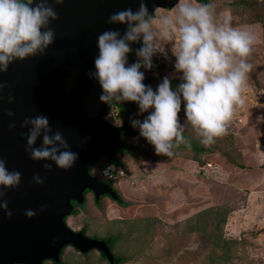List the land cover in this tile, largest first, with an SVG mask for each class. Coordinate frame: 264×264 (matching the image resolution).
<instances>
[{
  "label": "rangeland",
  "instance_id": "obj_1",
  "mask_svg": "<svg viewBox=\"0 0 264 264\" xmlns=\"http://www.w3.org/2000/svg\"><path fill=\"white\" fill-rule=\"evenodd\" d=\"M207 2L214 6L218 19L230 12L233 27H249L255 32L256 40L247 58L252 67L241 93L244 103L236 108L226 133L210 145L200 143L186 124L184 136L190 147L180 144L170 157L157 155L153 145L132 133L139 128L131 122L143 121L152 109L140 112L136 102L128 105L129 101L117 99L109 104L110 114L114 111L116 117L108 119L115 125L127 120L134 130H129L131 135L125 139L133 149L130 154L127 150L119 152L118 157L126 187L122 182L121 189L117 188L126 195L127 209L121 215L125 219L108 218L107 207L95 212L88 218L94 222L87 224L85 233L101 239L114 236L113 253L124 259L119 264H264V0ZM157 14H171V10H158ZM140 41L137 43L142 46ZM160 47L165 50L152 56V67L140 71L153 91L165 77L175 89V80H181L182 73L174 67L173 44L161 41ZM128 54V65L138 60ZM179 119L182 125L186 123L183 104ZM115 157L101 155L88 167H116L119 163ZM191 160L192 180L182 186L175 180L178 186L171 190L174 183L172 180L170 186L165 182L169 180L167 174L181 181L183 166L190 165ZM130 178L134 182H128ZM87 203L84 197L82 203L75 204V210L86 215ZM95 203L99 209V203ZM83 218H70L69 227L79 230ZM63 251L64 264H109L97 252L79 254L72 247Z\"/></svg>",
  "mask_w": 264,
  "mask_h": 264
},
{
  "label": "clouds",
  "instance_id": "obj_2",
  "mask_svg": "<svg viewBox=\"0 0 264 264\" xmlns=\"http://www.w3.org/2000/svg\"><path fill=\"white\" fill-rule=\"evenodd\" d=\"M63 2L64 0H52V4L56 5ZM58 18V13L49 0H0V73L6 72L15 60L43 54L56 36L55 30L49 26L50 22ZM231 21L230 12L221 14L218 19L212 4H201L193 0H178L171 14H149L145 0H139V7L135 11L126 8L112 13L106 20L107 24H126L128 27L123 36L117 30L108 29L97 37L95 72H90L89 76L96 79L102 89L99 100L104 103L112 99L136 102L140 112L152 109L143 121L133 120L131 123L133 127L139 128V134L134 135L145 138L154 146L157 155L170 157L173 149L180 144L190 147L184 136L186 124L199 138L200 143L212 144L217 137L226 133L227 124L236 108L244 103L241 93L252 67L247 58L256 40L255 32L249 27H233ZM141 39L142 46L138 50L134 51L137 47L130 48V42ZM161 41L172 42L174 67L182 76L175 89L171 87L170 79L165 77L153 91L143 83L144 73L140 69L152 67V56L162 50ZM128 53L138 57L131 65L127 62ZM5 87V83L0 81V93ZM2 99L0 95V100ZM8 103H13L11 94L8 96ZM182 104L186 122L184 125L179 119ZM6 114L8 117L14 116L11 110ZM110 116L113 119L116 117L114 111ZM108 123L115 125L110 120ZM123 123L130 126L129 130L134 131L127 120L119 121L116 126ZM27 125H31V128L23 135L26 136L25 152L30 159L51 160L57 168L65 171L73 167L78 153L69 150L67 141L59 131L53 135L48 134L51 129L46 116L25 117L20 126L24 128ZM15 126L10 123L9 129ZM42 131V146L32 147ZM105 166L111 167L107 177H103L100 172ZM105 166L95 172L92 171L94 166H89L90 175L108 185L112 184L108 181L113 176L123 177V166ZM43 168L46 172L51 171L52 164L46 163ZM20 182L21 173L9 171L6 161L0 157V211L8 218L13 213L8 208V201L4 199V189H14ZM32 182L42 185L44 178L34 174ZM109 186L116 193L117 199L120 198L114 186ZM89 193L92 194H86ZM102 197L104 195L96 200L93 196L95 202H99ZM111 200L117 203V200ZM46 208L47 205H41L39 211L43 212ZM37 214L31 209L24 212L30 219ZM69 247L72 246L67 248ZM109 250L115 262L117 256L110 246ZM94 252L102 258V254L96 249L86 253ZM77 253L83 254L79 251ZM58 262L64 264L61 253Z\"/></svg>",
  "mask_w": 264,
  "mask_h": 264
},
{
  "label": "water",
  "instance_id": "obj_3",
  "mask_svg": "<svg viewBox=\"0 0 264 264\" xmlns=\"http://www.w3.org/2000/svg\"><path fill=\"white\" fill-rule=\"evenodd\" d=\"M199 1V0H194ZM149 14L158 10H172L178 0H145ZM49 3L59 18L50 22L55 30L54 42L43 54L13 61L0 81L6 87L0 100V157L9 171H19L21 182L14 189H4V199L13 215L8 218L0 211V264H43L59 261L61 250L70 245L81 253L98 250L110 264L114 256L108 244L90 238L82 231L70 229L64 218L82 203L84 194L91 192L96 200L108 196L117 200L112 188L89 173L88 163L101 155L115 154L126 148L123 133L130 126L105 121L108 103L99 100L102 89L98 81L89 76L95 72L94 60L98 55L97 37L112 29L123 36L126 24H107L108 17L119 10L139 7V0H64ZM136 47L130 42V48ZM11 94L13 103H8ZM11 110L13 117H8ZM44 115L49 120L53 135L59 131L78 153V159L67 171L57 168L51 160L33 161L25 152L26 136L31 128H21L25 117ZM16 126L9 129V124ZM43 131L32 147H41ZM59 147V145H56ZM63 150V149H61ZM52 164L45 171L44 164ZM34 174L44 178L42 185L32 182ZM47 208L40 212V206ZM36 211L33 218L26 210Z\"/></svg>",
  "mask_w": 264,
  "mask_h": 264
},
{
  "label": "crops",
  "instance_id": "obj_4",
  "mask_svg": "<svg viewBox=\"0 0 264 264\" xmlns=\"http://www.w3.org/2000/svg\"><path fill=\"white\" fill-rule=\"evenodd\" d=\"M164 11H167V10H164ZM165 49H163L162 50V52L164 51ZM154 60V59H153ZM185 162H189V161H185ZM193 165H194V163H193V161L191 160V164L190 165H188V164H184V169H183V171L185 170V172H183L182 174V176H183V178H182V180L181 181H179V180H177L176 178H174V179H172V177H171V174H167V176H168V178H169V180L168 181H165V182H168V184L170 185V186H172V184H171V181L173 180V183H174V185H173V187H172V189L171 190H173V189H176V187L178 186V184H177V186L175 185V180L176 181H178L181 185H179V186H182V185H184V183L186 182V181H191L192 180V174H191V170H192V168H193ZM160 178V177H159ZM111 181L113 182L112 183V185L114 186V188L118 191V193H119V195H120V197H121V199H122V201L126 204L127 202H128V200H126V198H125V193L121 190V192L119 191V189H121V186H122V182H123V185L126 187V179L125 178H123V177H120V176H118V177H112L111 178ZM127 181L128 182H130V181H133L131 178L128 180L127 179ZM134 182V181H133ZM119 189H118V188ZM138 189H135V190H133V193H136V191H137ZM138 196V195H137ZM139 198V197H138ZM148 198V197H147ZM86 200L88 201V203H87V210H88V213L85 215H81L82 217H84L81 221H84V222H86V223H93L94 221H89V216H91L92 214L94 215L95 214V212L96 213H98L100 210L102 211V210H104V208H108L107 209V214L106 215H108V218H117V219H125V218H123L121 215H122V212H123V209H127V207H120L117 203H115L114 201H112V200H109L108 198H106V197H104V198H102L98 203H99V206H100V208L99 209H97L96 208V203L94 202V198H93V196L89 193V194H86ZM93 203H95V204H93ZM127 206V205H126ZM109 210H110V214H108L109 213ZM91 213V214H90ZM85 217H87V219L86 220H84L85 219ZM96 222H97V220H96Z\"/></svg>",
  "mask_w": 264,
  "mask_h": 264
},
{
  "label": "trees",
  "instance_id": "obj_5",
  "mask_svg": "<svg viewBox=\"0 0 264 264\" xmlns=\"http://www.w3.org/2000/svg\"><path fill=\"white\" fill-rule=\"evenodd\" d=\"M198 2L201 3V4H208L207 0H199ZM140 42H141V41H140ZM135 45H136L137 48L134 49V51L138 50V49L141 47L140 43L135 42ZM173 81H174V80H173ZM173 81H172V82H173ZM175 82H177V83L179 84V83L181 82V80H175ZM173 83H174V82H173ZM128 105H132L131 101L128 102ZM119 107L121 108L122 105L119 106ZM123 110H124V108H123ZM132 133L139 134V129H138V131H136V132H132ZM132 149H133V146H132L131 144H127V143H126V148L123 149V150H120V152H121V153H124V152L127 150V152L130 154V152H131ZM108 156H109V154H108ZM115 158H116L117 162L119 163V164H117V165L120 166V167H122L123 165L121 164L119 158H117V157H115ZM74 204H75V203H74ZM117 204L120 205V206H126V204L122 201L121 197L117 199ZM104 238H106V239H101V238H100V239H101L102 241H104L105 243H107V244L110 246V248H112L113 242H114V240H115V239H114V236H107V237H104ZM68 246H69V245H67V247H68ZM64 249H65V247L62 249V251H63ZM61 254H62V252H61ZM101 256H102L103 259H105L103 255H101ZM123 260H124L123 257H116V258H115V262H114V264H119V263H121ZM55 264H62V262H58V263H55Z\"/></svg>",
  "mask_w": 264,
  "mask_h": 264
},
{
  "label": "flooded vegetation",
  "instance_id": "obj_6",
  "mask_svg": "<svg viewBox=\"0 0 264 264\" xmlns=\"http://www.w3.org/2000/svg\"><path fill=\"white\" fill-rule=\"evenodd\" d=\"M147 80H143V83L146 85L147 84ZM113 99L111 100V101H109L108 102V106H109V104L110 103H113ZM107 112H106V115L104 116V118H105V120L106 121H108L109 122V115H110V112H109V108H107V110H106ZM124 137H125V139H126V137H128V136H130L131 134H129V133H123L122 134ZM126 143L127 144H129L127 141H126ZM119 152L120 151H118L117 153H115V155H116V157H119V155H121V154H124V153H121V154H119ZM127 154V153H126ZM105 155H107V154H105ZM109 185H111V186H113L112 184H109ZM92 195V194H91ZM84 196L86 197V194H84ZM105 197V196H104ZM103 198V197H102ZM73 204V206H74V209H73V211L70 213V215H68V216H66L65 218H64V221H65V223L69 226V220H70V218H74V216L75 217H80L83 213L82 212H80V211H78V210H75V208H76V205L74 204V202L72 203ZM75 210V211H74ZM84 215V214H83ZM87 224H89V223H86V222H84V224H83V226L79 229V230H81L82 232H86L87 233V229H85L86 228V226H87ZM85 233V234H86ZM98 239V238H97ZM105 261H107L108 262V260L105 258L104 259ZM48 261H51V260H48Z\"/></svg>",
  "mask_w": 264,
  "mask_h": 264
},
{
  "label": "built area",
  "instance_id": "obj_7",
  "mask_svg": "<svg viewBox=\"0 0 264 264\" xmlns=\"http://www.w3.org/2000/svg\"><path fill=\"white\" fill-rule=\"evenodd\" d=\"M261 91H262V95H264V90H262L261 89ZM238 118H239V116H238ZM205 165H207V166H205V168L206 169H209L208 167H210L209 166V163H206ZM107 169V172L105 173V170ZM206 169H205V171H206ZM110 170H111V167L110 166H105L104 168H102L101 170H100V172H101V175L103 176V177H107L108 176V174L110 173ZM92 171L93 172H95L96 171V168H92ZM207 175V174H206Z\"/></svg>",
  "mask_w": 264,
  "mask_h": 264
}]
</instances>
